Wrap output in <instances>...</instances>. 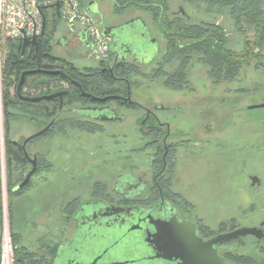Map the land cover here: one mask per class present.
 I'll return each mask as SVG.
<instances>
[{
  "label": "flooded vegetation",
  "instance_id": "1",
  "mask_svg": "<svg viewBox=\"0 0 264 264\" xmlns=\"http://www.w3.org/2000/svg\"><path fill=\"white\" fill-rule=\"evenodd\" d=\"M110 1L113 7L110 12L100 7V0L82 1L86 9L92 5L97 10L90 13L108 41L105 57L94 50L85 29H75L68 24L62 29L60 18L55 19L52 46L55 52L59 50L58 54L65 56L60 58L55 53V58L83 66L78 70L80 81L55 67V72L64 73V76L55 75V93L68 92L69 95L73 92L76 95L67 106L64 98L68 95L63 97L62 107L60 99H55V139L66 137L70 131L99 138L111 127L110 133L114 130V136L122 142V147H117L118 159L114 163L117 172L109 179L107 166H96L100 169L99 176L92 181L88 178L93 184L92 193L81 202L77 199L78 205L63 212L65 227L55 234V245L47 246V254L33 253L38 254L33 260L36 264H185L176 257L180 252L175 249L172 239L177 232L188 233L194 229L198 238L209 242L238 229L215 232L202 223L194 203L199 198L195 193L198 182L193 178L194 168L190 164L195 157L192 152L197 154L194 145L200 155L210 152L208 159L214 157L220 161L227 154L213 141L220 139L218 131L231 117L224 113L230 112L229 102L234 101L203 102L198 96L182 95L189 67L180 74L175 70L171 75L163 68L167 65L164 59L171 55L173 47L189 52L190 37L181 35L180 28H191L206 21L193 22L182 3L174 7L168 3L169 19L160 20L152 10L138 6H130L118 13L115 8L117 4L120 6L118 0ZM106 13L115 18L132 15L123 23L107 24ZM75 49L80 52L75 54ZM163 76L167 77L164 86L170 92V98L157 101L147 97L145 92L149 85L145 86V83H155ZM178 80L182 83H177ZM73 81L78 82L82 90ZM98 88L101 93H97ZM147 102L168 103L150 105ZM38 138L30 140L25 148L28 138L22 143L11 140L22 150L29 172L35 163L36 171L30 181L42 166L41 154L28 150V144ZM225 142V146L229 145ZM179 151H185L182 160L187 162L189 158L187 164L191 167L182 168L181 175L177 173L178 163L175 162ZM102 155L104 159L99 158V161L104 165L106 154ZM184 180L188 186L184 185L185 190L179 189L178 182ZM216 183L208 181L207 187H215ZM262 223L264 221L255 226ZM162 237L171 240L161 244ZM245 238H252L264 247V240ZM245 238L216 245L217 255L229 264H236L234 248L232 251L230 246Z\"/></svg>",
  "mask_w": 264,
  "mask_h": 264
},
{
  "label": "rangeland",
  "instance_id": "2",
  "mask_svg": "<svg viewBox=\"0 0 264 264\" xmlns=\"http://www.w3.org/2000/svg\"><path fill=\"white\" fill-rule=\"evenodd\" d=\"M165 2L167 6L169 3L170 7L182 3L184 9L189 10L193 22L206 21L220 24L229 36V48L233 51L240 53L245 48V39L237 32L230 10L212 8L210 12H207L209 5L197 0H165ZM100 5L105 12L113 9L110 0H100ZM131 15L130 13L115 18L105 14L107 24L123 23ZM165 17L169 19L166 12ZM148 22H150L149 18ZM59 25L63 29L66 23L60 18ZM74 28L79 29L78 26ZM53 50L54 55L56 53V56L65 58L62 54H58L59 50L55 52V47ZM73 51L75 54L80 52L78 49ZM5 59L6 45L3 44L0 48V246L3 220L6 219L16 241L21 246H25L31 253L47 254V246L55 245V234H59L62 227H65L66 220L63 212L76 205L77 199L81 202L92 193L93 184L88 178L92 181L99 176L100 169L96 166L99 165L101 168L107 166L109 179L116 174L117 169L114 165L118 159L116 152L117 147H122V142L116 139L114 130L110 133L111 127L99 138L81 136L70 131L66 137L55 139L54 130L49 135L36 139L28 144V150L41 154L42 170L32 178V185L25 192L24 197L11 199L6 188L9 170L5 157L3 106L2 67ZM259 61L261 64L259 66L256 64L244 66L234 82L217 84L208 76L204 63L194 57L186 75L188 81L183 85L185 91L182 95L198 96L203 102H222L227 99L234 101L229 102L230 112L224 113L231 117L223 123L220 132L217 129V136H220V139L213 141L227 154L220 161L214 157L208 159L206 157L210 152H203L200 155L197 146L194 145L197 154L192 152L195 157L190 162L194 168L193 178L199 185L195 192L199 198L194 200V203L202 217V223L215 232L242 226L252 227L264 221V108L245 110L247 106L264 104V56ZM72 64L76 65L74 67L77 70L83 67L77 62ZM163 66L167 75L173 74L178 68L175 63ZM165 81L167 77L164 76L157 78L155 83L149 84L147 81L145 83V86L149 85L145 92L147 97L157 101L169 99L170 92L165 89ZM54 85L55 82L50 86V90L55 91ZM14 92V88H11V93L14 94ZM24 92L28 95L35 94L31 89H24ZM153 103L168 102H147L150 105ZM11 124L10 138L19 143L45 127V124L40 125L19 119L12 120ZM225 141L229 142V145L225 146ZM92 152L94 153L91 154ZM183 152L185 151H179L175 160L178 163L177 173L180 175L182 168L189 167L187 164L189 158L187 162L182 160ZM101 153L106 154V160L102 162L104 165H101L99 161V158L104 159ZM140 162L143 163L142 160ZM202 165L203 168H201ZM20 171L24 175L29 172V168ZM252 178L259 179L260 184L253 186ZM17 180L15 178L12 181L16 183ZM212 180L218 183L215 187L208 188V181L212 182ZM108 182L111 183L110 180ZM184 185L188 186L185 180L178 182L179 189L185 190ZM11 201L13 210L10 215ZM230 247L232 251L234 248L235 261L236 257H242L252 260L255 264H264V247L259 246L254 239L236 240ZM38 254L32 256L35 258Z\"/></svg>",
  "mask_w": 264,
  "mask_h": 264
},
{
  "label": "trees",
  "instance_id": "3",
  "mask_svg": "<svg viewBox=\"0 0 264 264\" xmlns=\"http://www.w3.org/2000/svg\"><path fill=\"white\" fill-rule=\"evenodd\" d=\"M209 5L210 9H228L234 19V25L245 39V48L237 53L229 48V36L225 29L217 23L206 22L195 24L191 28H180L181 35H189L191 47L185 52L178 46L173 47L171 55L164 59L167 65L177 64V74L188 68L193 58L200 59L207 68L208 76L217 84L232 83L240 75L244 66L260 64V58L264 56V0H197ZM120 6L116 5V12L123 13L130 6H138L149 9L156 13L158 19L166 20L165 12L167 4L165 0H118ZM49 8H45L44 15L47 21V34L38 38L36 46H31L22 56V41L5 42L6 59L3 63V106L5 118V157L8 168L7 189L11 199L20 197L31 187L28 183L23 189L14 191L23 181L24 176L20 171L29 167L21 149L17 148L11 141L12 120H25L38 124H45V127L54 122L50 130L43 136H47L55 130V100L32 103L21 100L16 87L24 71L41 68L43 70L55 71V67L63 69L67 75L80 81L79 71L66 61L56 59L53 53L52 37L54 36V23L57 15ZM163 11V12H162ZM182 27V25H181ZM60 81H66L60 79ZM55 82V75L35 74L28 76L24 83L22 92L25 96L40 97L54 94L50 86ZM60 83V82H59ZM177 83H182L178 80ZM55 87V85H54ZM92 89L95 87L92 85ZM14 88V94L11 93ZM24 89H31L35 94H26ZM87 90L86 88H84ZM97 93H101L98 88ZM65 99V106L68 102H73L76 95L70 92ZM78 101V99H77ZM62 121V120H61ZM44 127V128H45ZM43 128V129H44ZM42 129V130H43ZM40 137V138H41ZM43 164V161L40 160ZM30 169V168H29ZM42 170V166L37 173ZM36 173V174H37ZM17 178V182L12 180ZM14 183V184H12ZM13 202L9 205V214H12ZM16 249L17 264H36L33 253L19 249L16 238L13 234ZM236 264H255L252 260L236 257Z\"/></svg>",
  "mask_w": 264,
  "mask_h": 264
},
{
  "label": "built area",
  "instance_id": "4",
  "mask_svg": "<svg viewBox=\"0 0 264 264\" xmlns=\"http://www.w3.org/2000/svg\"><path fill=\"white\" fill-rule=\"evenodd\" d=\"M60 3L59 15L66 24L85 29L91 38L94 50L105 57L108 41L103 36L96 18L80 0H0V48L9 42L32 40L43 29L45 8ZM54 8H49V10ZM55 10V9H54ZM0 246V264H17L16 249L9 222L3 220Z\"/></svg>",
  "mask_w": 264,
  "mask_h": 264
},
{
  "label": "water",
  "instance_id": "5",
  "mask_svg": "<svg viewBox=\"0 0 264 264\" xmlns=\"http://www.w3.org/2000/svg\"><path fill=\"white\" fill-rule=\"evenodd\" d=\"M51 8L56 9V14L60 18L59 15V9H60V3H55L54 5L51 6ZM87 10L89 12H94L96 13V8L93 7L92 5H89ZM111 29V28H108ZM46 33V17L45 15L43 16V29L40 37L45 36ZM106 36V34H105ZM37 40L38 38L35 37L32 40L30 39H24L22 41V56L25 55L26 50L31 47V46H36L37 45ZM46 74V75H58L61 74L64 76V73L62 72H55V71H49V70H43L41 68L35 69V70H28L24 71L21 74L20 81L17 84L16 87V93L18 97H20L23 100L32 102V103H40L43 101H52L55 99H60L61 101V107H62V102H63V97L68 95V92H58L54 93L51 95H45V96H40V97H26L23 95L22 89L24 86V83L26 81V78L31 75L35 74ZM74 84L78 85V87L81 89V86L78 82L73 81ZM82 90V89H81ZM85 95V93H83ZM264 108L263 105H256V106H247L245 110H256V109H262ZM54 122H51L48 124L43 130L39 131L38 133L34 134L30 138H28L25 143L23 148H25V145L32 139L38 138L43 136L45 133H47L50 128L52 127ZM36 171V166L35 163H33V169L28 173L26 176L25 180L17 187V190L23 189L25 186L28 185L30 182L31 177L33 176L34 172ZM252 185L260 184L259 179L257 178H252ZM264 223H262L259 226H252V227H241L238 228L232 232L226 233V234H221L214 239H212L209 242H204L200 238H198L195 235L194 229H191L188 231V233L182 232H177L174 235L173 243L175 244V249L180 252V254H177L176 257L182 259V261L185 264H229L228 262L224 261L221 259L216 252L215 246L218 244H222L223 242L233 240V239H238V238H245V237H254L258 240H264ZM171 238L168 237L165 239V237H162L160 239L161 244H166L170 242Z\"/></svg>",
  "mask_w": 264,
  "mask_h": 264
},
{
  "label": "crops",
  "instance_id": "6",
  "mask_svg": "<svg viewBox=\"0 0 264 264\" xmlns=\"http://www.w3.org/2000/svg\"><path fill=\"white\" fill-rule=\"evenodd\" d=\"M82 1H84V0H80V2H81V4H82ZM83 5V4H82ZM84 6V5H83ZM54 11V13L56 14V9L54 10V9H51V12H53ZM54 51V50H53ZM20 197H22V196H20ZM24 197V196H23ZM20 199V198H19ZM17 246H18V248L19 249H24L25 251H27V248L24 246H21L19 243H18V241H17Z\"/></svg>",
  "mask_w": 264,
  "mask_h": 264
}]
</instances>
